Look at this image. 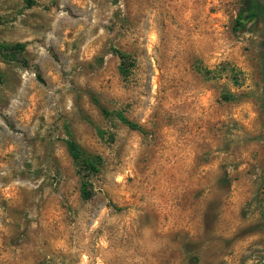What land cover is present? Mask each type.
I'll return each instance as SVG.
<instances>
[{
    "label": "rangeland",
    "instance_id": "1",
    "mask_svg": "<svg viewBox=\"0 0 264 264\" xmlns=\"http://www.w3.org/2000/svg\"><path fill=\"white\" fill-rule=\"evenodd\" d=\"M241 3L0 0L23 47L0 55V264H264V28L234 26ZM68 140L100 159L89 200Z\"/></svg>",
    "mask_w": 264,
    "mask_h": 264
},
{
    "label": "trees",
    "instance_id": "2",
    "mask_svg": "<svg viewBox=\"0 0 264 264\" xmlns=\"http://www.w3.org/2000/svg\"><path fill=\"white\" fill-rule=\"evenodd\" d=\"M259 18L264 28V3L261 0H242V3L237 10L234 19V26L240 27L244 25L245 21L252 18ZM264 57V40L261 43ZM23 49L22 45L16 44L13 46H5L0 44V55L14 57ZM117 57L118 72L120 75L127 73L128 57L124 54L113 50ZM103 116L108 115L104 109H100ZM117 119L131 130H139L138 126L132 122L127 121L121 115H115ZM67 154L74 166L75 173L79 179V195L82 200H89L92 197V185L90 177L94 176L98 171L100 159L97 156L90 155L82 151L79 146L72 140L65 142Z\"/></svg>",
    "mask_w": 264,
    "mask_h": 264
}]
</instances>
